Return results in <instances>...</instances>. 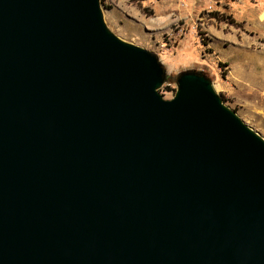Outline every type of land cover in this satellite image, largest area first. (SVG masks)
<instances>
[{
    "label": "water",
    "instance_id": "obj_1",
    "mask_svg": "<svg viewBox=\"0 0 264 264\" xmlns=\"http://www.w3.org/2000/svg\"><path fill=\"white\" fill-rule=\"evenodd\" d=\"M100 0H0V264H264V140Z\"/></svg>",
    "mask_w": 264,
    "mask_h": 264
},
{
    "label": "rangeland",
    "instance_id": "obj_2",
    "mask_svg": "<svg viewBox=\"0 0 264 264\" xmlns=\"http://www.w3.org/2000/svg\"><path fill=\"white\" fill-rule=\"evenodd\" d=\"M100 3L115 36L157 56L166 71L159 90L164 99L174 96L180 72H200L224 104L264 140V0Z\"/></svg>",
    "mask_w": 264,
    "mask_h": 264
},
{
    "label": "trees",
    "instance_id": "obj_3",
    "mask_svg": "<svg viewBox=\"0 0 264 264\" xmlns=\"http://www.w3.org/2000/svg\"><path fill=\"white\" fill-rule=\"evenodd\" d=\"M142 12H145V9H142ZM231 22H229L230 24H233V20H230Z\"/></svg>",
    "mask_w": 264,
    "mask_h": 264
}]
</instances>
